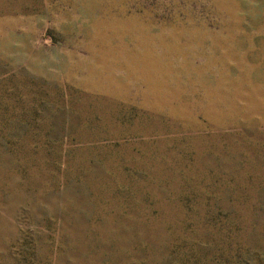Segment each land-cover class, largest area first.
Returning <instances> with one entry per match:
<instances>
[{
  "label": "rangeland",
  "instance_id": "1",
  "mask_svg": "<svg viewBox=\"0 0 264 264\" xmlns=\"http://www.w3.org/2000/svg\"><path fill=\"white\" fill-rule=\"evenodd\" d=\"M0 264H264V0H0Z\"/></svg>",
  "mask_w": 264,
  "mask_h": 264
}]
</instances>
